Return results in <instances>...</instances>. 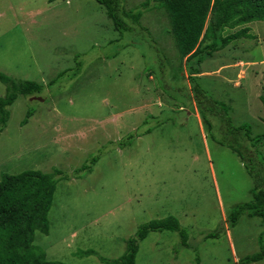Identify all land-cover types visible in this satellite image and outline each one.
<instances>
[{"label": "rangeland", "instance_id": "1", "mask_svg": "<svg viewBox=\"0 0 264 264\" xmlns=\"http://www.w3.org/2000/svg\"><path fill=\"white\" fill-rule=\"evenodd\" d=\"M122 1L130 10L143 0ZM130 25L119 33L95 0H0V72L42 87L9 108L0 179L60 171L49 232L34 239L50 261L117 259L141 225L173 216L185 238L149 233L135 264H240L264 245V221L243 215L229 228L225 219L252 200L254 180L221 143V124L209 133L202 123L166 13L154 9ZM245 26L252 39L191 62V70L228 108L231 124H247L257 136L264 132V22L224 35ZM6 92L0 82V96ZM262 159L264 146L255 166ZM87 250L95 253L75 255Z\"/></svg>", "mask_w": 264, "mask_h": 264}, {"label": "trees", "instance_id": "2", "mask_svg": "<svg viewBox=\"0 0 264 264\" xmlns=\"http://www.w3.org/2000/svg\"><path fill=\"white\" fill-rule=\"evenodd\" d=\"M56 0H50L54 2ZM103 6L114 29L119 33L131 32L132 24H138L143 14L162 9L168 19L176 49L184 66L188 69L190 91L195 101L198 115L210 133L214 124L222 126L221 143L234 152L254 180L252 200L237 204L228 212L225 221L234 227L241 216L259 217L264 221V159L255 160L259 148L264 146V132L251 135L250 126L235 127L228 116V108L208 96L196 82L191 70V62L201 65L205 58L223 50L241 38L252 39L248 27L224 35L226 29H234L251 22H264V0H143L134 9L125 10L122 0H95ZM182 69V67L180 68ZM0 82L6 86V94L0 96V133L9 119V108L19 96L40 94L42 87L34 81L16 80L0 72ZM166 90V89H165ZM179 90V89H176ZM167 93L168 89L166 90ZM187 93V92H186ZM189 94V92L187 93ZM264 109V96H260ZM32 112H28L30 115ZM264 122V117H263ZM25 123V122H24ZM212 137V135H211ZM94 162V160H93ZM81 170H90L83 166ZM52 173L30 170L16 175H3L0 179V264H66L50 261L46 252L34 244L35 232L48 234V212L56 190ZM175 231L184 239L185 231L177 218L168 216L152 220L139 227L134 237L128 238L124 253L117 259L99 257L97 264H135L139 243L151 232ZM218 232L207 235L217 237ZM93 250L78 251L76 256L94 254ZM264 258V245L252 255L239 260L240 264H252Z\"/></svg>", "mask_w": 264, "mask_h": 264}]
</instances>
